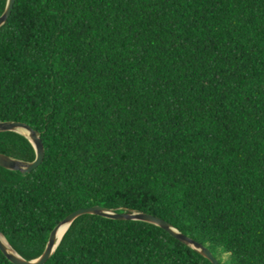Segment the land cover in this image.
<instances>
[{"label": "trees", "instance_id": "16d2710c", "mask_svg": "<svg viewBox=\"0 0 264 264\" xmlns=\"http://www.w3.org/2000/svg\"><path fill=\"white\" fill-rule=\"evenodd\" d=\"M3 120L44 144L31 172L0 166V232L23 258L97 204L159 216L220 264H264V0H15ZM0 152L36 156L16 131ZM43 264L213 263L155 224L83 214Z\"/></svg>", "mask_w": 264, "mask_h": 264}, {"label": "water", "instance_id": "95a60500", "mask_svg": "<svg viewBox=\"0 0 264 264\" xmlns=\"http://www.w3.org/2000/svg\"><path fill=\"white\" fill-rule=\"evenodd\" d=\"M14 2L15 0H7L6 8L4 12L0 15V26L3 25L8 20L11 14L12 8L14 6ZM18 127H23L27 129L29 131V134L26 135V134L19 132L17 130ZM3 131H16L26 136L30 140L32 145L34 146L36 156L33 161H23L17 158H13L3 152H0V166L1 167L7 168L10 170H18L24 173H28L41 164V162L44 159V144L41 139L40 132L38 130L34 129L32 126L22 121L3 120V121H0V132H3ZM83 214H97V215L104 216L107 218H112V219L140 220V221H145V222L155 224L167 230L170 234H172L178 240L184 242L185 244L199 251L204 257L210 260L213 264H220L219 259L212 254V252L207 246L181 233L180 231H178L177 228L173 227L168 221L164 220L163 218L159 216L146 213V212H142V211L118 212V211H115L110 208H106V207H103L97 204L88 206V207L78 208L70 212L68 215H66L50 231L46 247L43 253L37 258L30 259V260L25 259L17 251H15L9 244L13 250V253H10L6 250L5 246L2 244L1 241H0V250L8 258V260H10L14 264H43L49 259V257L55 251V249L57 248L58 244L60 243L62 239L61 237V239L57 243L58 230L65 224H68V227H69L70 224L78 216L83 215Z\"/></svg>", "mask_w": 264, "mask_h": 264}, {"label": "bare ground", "instance_id": "6f19581e", "mask_svg": "<svg viewBox=\"0 0 264 264\" xmlns=\"http://www.w3.org/2000/svg\"><path fill=\"white\" fill-rule=\"evenodd\" d=\"M17 130L23 134L28 135L29 131L23 127H18ZM68 228V224H65L64 226H62L58 232H57V243L59 242V240L61 239V237L63 236V234L65 233V231ZM0 241L2 242V244L5 246L6 250L10 253H13L12 248L10 247L9 243L6 241V239L4 238V236L0 233Z\"/></svg>", "mask_w": 264, "mask_h": 264}, {"label": "rangeland", "instance_id": "374dc122", "mask_svg": "<svg viewBox=\"0 0 264 264\" xmlns=\"http://www.w3.org/2000/svg\"><path fill=\"white\" fill-rule=\"evenodd\" d=\"M226 256V255H225ZM225 256H224V258H225Z\"/></svg>", "mask_w": 264, "mask_h": 264}]
</instances>
